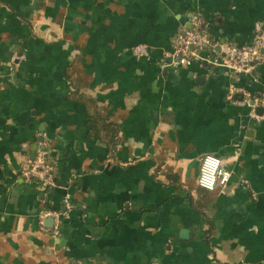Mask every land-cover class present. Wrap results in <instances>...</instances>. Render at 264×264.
<instances>
[{
    "label": "crops",
    "instance_id": "obj_1",
    "mask_svg": "<svg viewBox=\"0 0 264 264\" xmlns=\"http://www.w3.org/2000/svg\"><path fill=\"white\" fill-rule=\"evenodd\" d=\"M194 15L240 47L264 0H0V264H264V120L229 99L235 83L263 93L264 66L237 77L202 52L175 69ZM94 111L116 125L113 156ZM42 136L49 188L21 175ZM207 155L233 173L214 192L198 186ZM67 195L59 235L42 231Z\"/></svg>",
    "mask_w": 264,
    "mask_h": 264
},
{
    "label": "built area",
    "instance_id": "obj_2",
    "mask_svg": "<svg viewBox=\"0 0 264 264\" xmlns=\"http://www.w3.org/2000/svg\"><path fill=\"white\" fill-rule=\"evenodd\" d=\"M191 29L180 34L174 41L173 53L170 56L171 66L175 69L191 67L194 63L203 59L202 52H207L208 61L212 65L225 68L237 77L254 76L256 71L264 66V28L256 24L251 41L237 47L220 40L212 39L202 32L203 21L200 15H194L191 19ZM133 55L138 58H149L151 49L146 45H139L133 49ZM25 60L24 55H15L13 64L17 67ZM231 103L238 107H247L251 119L259 122L264 120V92L254 94L245 87L232 84L229 92ZM51 151L44 136L37 144L35 158L22 168L21 175L26 183H36L44 187L55 186V168L51 159ZM233 173L228 165L214 155H207L201 162L198 176V186L205 191L214 192L220 187L227 186ZM69 195L64 201L65 210H45L39 218L42 231H50L54 236L59 235L62 221L72 210ZM53 219L52 229L46 227V221ZM80 264V263H78Z\"/></svg>",
    "mask_w": 264,
    "mask_h": 264
},
{
    "label": "trees",
    "instance_id": "obj_3",
    "mask_svg": "<svg viewBox=\"0 0 264 264\" xmlns=\"http://www.w3.org/2000/svg\"><path fill=\"white\" fill-rule=\"evenodd\" d=\"M201 30H202V32L205 33L204 26H201ZM77 94L80 97H83V95L82 94H79L78 92H76V94L74 96L76 97ZM93 113H94V116L93 115H90V117L92 119L94 118V120L97 121V122L98 121L102 122V124L104 125L103 131L106 133L105 137H107V139H108V141H107L108 147H109V150H110V152H111V154L113 156L114 153L117 150L118 145H119V138L117 137V135H118L117 131L118 130L116 128V125L106 123V121H104L102 118H100L99 116H97L99 112L94 111ZM95 115H96V117H95Z\"/></svg>",
    "mask_w": 264,
    "mask_h": 264
},
{
    "label": "water",
    "instance_id": "obj_4",
    "mask_svg": "<svg viewBox=\"0 0 264 264\" xmlns=\"http://www.w3.org/2000/svg\"><path fill=\"white\" fill-rule=\"evenodd\" d=\"M191 28H192V27H189V29H191ZM263 53H264V50H263ZM197 81H198V79H197ZM260 113H262V111H260ZM53 222H54L53 219H48L46 223H47V225H48V224L53 225ZM187 234H188V231H183V232H182L183 237H184L185 235H187Z\"/></svg>",
    "mask_w": 264,
    "mask_h": 264
}]
</instances>
